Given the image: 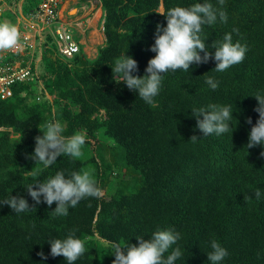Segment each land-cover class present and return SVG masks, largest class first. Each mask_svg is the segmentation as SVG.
I'll return each instance as SVG.
<instances>
[{
    "label": "trees",
    "instance_id": "16d2710c",
    "mask_svg": "<svg viewBox=\"0 0 264 264\" xmlns=\"http://www.w3.org/2000/svg\"><path fill=\"white\" fill-rule=\"evenodd\" d=\"M21 1L0 0L1 20L16 25ZM29 1L32 16L41 2ZM100 2L105 42L96 58H88L83 46L72 58L63 57L48 36L35 53V85L18 82L13 97L0 101V201L19 195L30 206L21 213L0 206V264H67L50 255L48 241L72 230L86 249L74 264H112L111 243L136 244V237L149 239L158 226L180 233L165 254L179 247L175 264H211L213 239L228 252L218 264H264V146L246 148L258 119L254 96L264 95V0H225L227 22L218 19L201 33L213 54V42L232 33L233 43L247 47L242 62L223 72L214 70V59L168 71L152 104L113 74L115 60L131 56L138 63L133 74L142 77L155 56L149 49L156 25L167 23L161 13L195 3L218 6V0ZM209 77L218 82L215 90L206 83ZM212 103L230 106V129L203 136L192 110ZM50 120L67 123L64 135L86 134L82 157L62 155L47 168L28 158ZM193 135L198 139L190 140ZM81 170L92 173L103 194L69 206L67 216L53 212L55 202L49 207L41 197L35 204L28 195L29 185L57 171L67 176ZM41 251L46 260L37 255Z\"/></svg>",
    "mask_w": 264,
    "mask_h": 264
},
{
    "label": "clouds",
    "instance_id": "9594fccd",
    "mask_svg": "<svg viewBox=\"0 0 264 264\" xmlns=\"http://www.w3.org/2000/svg\"><path fill=\"white\" fill-rule=\"evenodd\" d=\"M225 0H218V6L212 3H195L189 7L175 6L167 11L166 26L156 25L154 44L149 49L155 53L150 58L145 68V74L141 77L134 75L138 72V63L129 55L117 58L112 67L113 74L122 77L124 83L131 91L148 104L154 102L160 91L163 74L168 71H188L193 63L199 65L214 59L217 72H223L229 67L243 61L247 47L239 41L233 43L232 33H226L223 41L211 45L215 49L214 54L209 51L201 33L206 25H212L219 19L226 23L228 16L224 10ZM233 31H237L233 29ZM20 33L17 26L7 20L0 21V51L12 50L19 46ZM203 53V56L201 55ZM19 57V56H18ZM21 58V57H20ZM16 58L15 60H20ZM29 80L23 81L27 82ZM120 82V83H121ZM206 83L211 89L218 87V82L209 77ZM258 101L254 109L258 113V119L251 127L247 149L257 145L264 146V95L254 96ZM197 118L196 127L203 133V136L210 134H223L229 131L230 121L233 116L230 106L208 104L206 107L192 110ZM203 119H200V117ZM248 124H252L250 117L246 118ZM67 123L60 120H50L43 129H39L42 135L36 136L34 154L30 159L36 163H42L46 168L57 161L62 155L78 159L82 157V147L86 143V134L82 131L71 135H64ZM193 135L190 140H197ZM264 157V151L260 153ZM35 185V186H34ZM28 195L40 204L41 197L49 207L55 202L53 211L57 215L67 216L69 206L75 207L78 202L86 197L101 198L102 189L98 186L89 170L72 171L67 176L64 171H57L55 175L45 181L37 182L26 188ZM254 196L260 199L261 190L256 189ZM251 199V197H248ZM7 205L13 212L21 213L30 210L28 201L22 196H13L0 201V206ZM32 208H35L34 206ZM181 238L180 233L171 227L161 229L159 226L149 239L144 236L136 237L138 243H128L121 246L119 243H111V255L115 258L112 264H175V261L182 255L179 247L169 252L172 245ZM50 244V255L52 257L62 256L67 264H74L85 254V241L75 236V230L64 239H52ZM212 251L207 253V260L211 264H218L227 255V250L215 239L211 240ZM42 259H47L41 251L37 253Z\"/></svg>",
    "mask_w": 264,
    "mask_h": 264
},
{
    "label": "built area",
    "instance_id": "2783aa9c",
    "mask_svg": "<svg viewBox=\"0 0 264 264\" xmlns=\"http://www.w3.org/2000/svg\"><path fill=\"white\" fill-rule=\"evenodd\" d=\"M40 2L32 20L17 18L16 26L20 33L19 46L9 51L13 55H19L20 60L7 61L4 58L6 52L0 54V101L12 98L14 95L13 86L31 78L36 53L34 51L35 41L42 39L41 42H44L43 33L45 31L55 42L58 53L63 57L72 58L79 53L81 46H84L82 40L89 28L83 24L89 19L83 17L84 21L80 22L83 23L82 25L75 19H72L75 22L65 20L62 10L67 4L74 2L76 5H81L80 10L82 11H85L86 4H90L92 10L98 6L102 8L100 0H87V2L85 0V4L81 0H40ZM102 17L103 14L99 21L103 19ZM102 22L104 24V20ZM19 24L21 25L19 26ZM22 29H30L34 33L29 34Z\"/></svg>",
    "mask_w": 264,
    "mask_h": 264
},
{
    "label": "rangeland",
    "instance_id": "374dc122",
    "mask_svg": "<svg viewBox=\"0 0 264 264\" xmlns=\"http://www.w3.org/2000/svg\"><path fill=\"white\" fill-rule=\"evenodd\" d=\"M84 1L81 0V2L83 4H85ZM74 2H71L70 4H67L64 7V9L62 10V12L64 11L63 12L64 19L68 20V21H72V22H75L76 20H78L77 23H80L81 21H84L83 17L86 18V19H89V21H87V22L85 21L84 24L80 23V25L83 24V25H85V27L89 28L88 32L85 34V38H83L82 42H84L83 48H84L85 55L88 58H90V59H94L97 56L98 49L101 46H103V44L105 42V36H104V33H103V25H102L103 24V22H102L103 19L101 21H99L100 16L102 14L100 12H98V10H100L101 7L98 6L97 8L92 10L91 9V5L90 4H86L87 7L85 8V11H82V10H80L81 5H76V3H74ZM86 2H87V0H86ZM20 4L22 5V10L23 11L19 9V15H17V16H19L23 20H24V18L27 19V20H32L33 19V15L37 12L38 8L35 11V13L32 14V16H30L31 9L35 5L32 4V2L29 1V0H22L20 2ZM14 11H16V7H15ZM102 13H103V11H102ZM1 18L2 17H0V21H3V19L1 20ZM72 19H75V21H73ZM20 25L21 24H19V26ZM74 25H76V24H74ZM22 30L26 31L29 34H33L34 33L30 29L29 30L22 29ZM43 35H44V38L46 39L47 36H48V33L45 31L43 33ZM41 40L37 39L35 41V50H34L35 52L37 51V47L39 48V46L41 45ZM4 51L6 52V54L4 55V58L7 61H14L16 58H18L16 55L11 54L9 50H4ZM4 51H0V54L2 52H4ZM27 82L29 84H33V85H35V83H36L34 80H31V79L29 81H27ZM12 137L15 138V139L17 138L14 135ZM121 178H122V176H121ZM128 179L129 178H127V180Z\"/></svg>",
    "mask_w": 264,
    "mask_h": 264
},
{
    "label": "crops",
    "instance_id": "0c3cea01",
    "mask_svg": "<svg viewBox=\"0 0 264 264\" xmlns=\"http://www.w3.org/2000/svg\"><path fill=\"white\" fill-rule=\"evenodd\" d=\"M98 12H100L101 14H103V13H102V8H101L100 10H98Z\"/></svg>",
    "mask_w": 264,
    "mask_h": 264
}]
</instances>
